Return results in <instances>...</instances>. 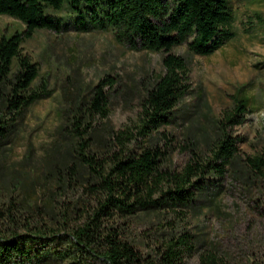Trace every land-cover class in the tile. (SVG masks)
<instances>
[{
	"label": "rangeland",
	"instance_id": "1",
	"mask_svg": "<svg viewBox=\"0 0 264 264\" xmlns=\"http://www.w3.org/2000/svg\"><path fill=\"white\" fill-rule=\"evenodd\" d=\"M229 1L233 36L220 49L209 56L191 55L185 46L173 49L186 59L190 91L149 144L165 152L164 167L179 170L196 154L209 155L224 132L234 142L235 157L188 208L130 219L128 238L143 257H158L168 240L183 237L189 248L178 247L180 264H264V176L249 162L261 158L264 172V0ZM47 13L66 28L38 30L21 44V54L38 68L31 89H45L14 116L0 143V209L15 203L18 219L53 228L64 217L72 224L71 208L89 211L97 198L86 191L83 169L78 164L69 169L76 161L69 154L75 143L70 122L78 103L100 79H114L109 114L91 121L98 134L88 140L98 157L109 155V136L137 121L141 99L163 71V54L128 49L110 31H78L67 9ZM23 28L19 20L0 15V36ZM239 96L249 98L242 114L235 112ZM59 169L67 183L60 189L51 176Z\"/></svg>",
	"mask_w": 264,
	"mask_h": 264
},
{
	"label": "trees",
	"instance_id": "2",
	"mask_svg": "<svg viewBox=\"0 0 264 264\" xmlns=\"http://www.w3.org/2000/svg\"><path fill=\"white\" fill-rule=\"evenodd\" d=\"M49 9H67L78 31H110L128 49L162 53L163 71L141 99L137 121L112 132L108 138L112 151L101 157L89 146L98 134L91 121L108 116L115 82L105 76L89 88L70 122L75 143L69 154L76 161L69 169L76 164L83 169L86 191L97 196L95 205L85 212L72 207V224L66 225L64 217L60 227L52 228L18 219L19 208L10 202L0 209V264H180L178 247L189 248L183 237L168 240L158 257H143L129 240L128 229L130 219L139 213L188 208L198 193L223 177L235 157L234 142L224 132L209 155L196 154L179 170L164 167L165 152L158 143L149 144L158 129L171 122V112L190 91L186 59L173 49L185 46L187 53L199 56L220 49L233 36L230 1L0 0V15L24 26L21 32L0 36V143L8 137L14 116L44 96V85L31 89L38 68L21 54V44L38 30L66 28L47 13ZM235 100V112H247L249 98ZM234 115L228 114L227 122ZM249 162L264 176L261 158ZM51 176L59 189L67 184L60 169Z\"/></svg>",
	"mask_w": 264,
	"mask_h": 264
}]
</instances>
